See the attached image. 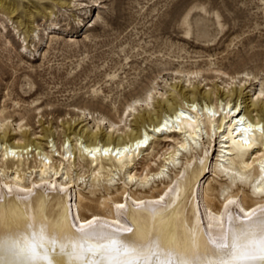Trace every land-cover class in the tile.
Listing matches in <instances>:
<instances>
[{"label": "bare ground", "instance_id": "6f19581e", "mask_svg": "<svg viewBox=\"0 0 264 264\" xmlns=\"http://www.w3.org/2000/svg\"><path fill=\"white\" fill-rule=\"evenodd\" d=\"M214 72L223 86L209 91L189 89L207 80L202 70L175 71L171 92L153 82L118 121L78 109L82 122L67 125L62 143L0 110V264H248L239 257L252 235L239 249L234 237L264 209V86L250 73ZM157 141L162 152L142 165Z\"/></svg>", "mask_w": 264, "mask_h": 264}, {"label": "rangeland", "instance_id": "374dc122", "mask_svg": "<svg viewBox=\"0 0 264 264\" xmlns=\"http://www.w3.org/2000/svg\"><path fill=\"white\" fill-rule=\"evenodd\" d=\"M59 1L0 0V110L26 118L37 133L49 127L59 143L70 123L82 122L78 109L118 121L153 82L171 92L182 80L177 70L205 72L207 80H194L191 90L223 86L216 70L250 73L264 86V0ZM163 146L157 141L142 165Z\"/></svg>", "mask_w": 264, "mask_h": 264}, {"label": "snow or ice", "instance_id": "6c2138e0", "mask_svg": "<svg viewBox=\"0 0 264 264\" xmlns=\"http://www.w3.org/2000/svg\"><path fill=\"white\" fill-rule=\"evenodd\" d=\"M160 129H157L159 131ZM146 142V141H145ZM164 197H160V200H163ZM135 203V202H134ZM139 204H144L145 202L140 201ZM156 202H149V207H152V210L155 211L154 204ZM234 201L229 200L228 204H232ZM116 207L118 209H124L125 204L120 203L117 204ZM243 211V209H241ZM260 219L259 224L255 226H250L247 231L241 232L239 235L235 236L234 239L236 240V247L239 249V240L241 235L247 236L249 234L252 235V239L249 240L248 244L244 247L242 254L240 255L239 259L244 260L248 262V264H264V209L260 210ZM246 218L248 220H252L255 215V210L246 212L245 213ZM228 219L231 220L232 217L229 214ZM97 218H93L92 220H89L86 222L85 225H82L79 230H83L85 227H90L95 224V221ZM127 233H131L133 231V228L128 226L125 229H123ZM116 231H121V229H116ZM259 232V238L255 237V233ZM153 264H180L179 260L172 261V260H164V261H153Z\"/></svg>", "mask_w": 264, "mask_h": 264}]
</instances>
